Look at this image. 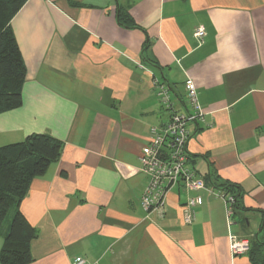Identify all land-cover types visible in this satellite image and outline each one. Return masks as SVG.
Returning <instances> with one entry per match:
<instances>
[{
    "label": "crops",
    "instance_id": "obj_1",
    "mask_svg": "<svg viewBox=\"0 0 264 264\" xmlns=\"http://www.w3.org/2000/svg\"><path fill=\"white\" fill-rule=\"evenodd\" d=\"M11 28L25 78L21 105L0 113V147L34 133L62 142L19 203L36 231L26 264H253L229 234L252 244L264 224V0H26ZM186 80L205 113L188 126L186 164L208 188L178 182L145 211L141 148L171 112L157 83L185 112ZM217 188L235 191L253 233Z\"/></svg>",
    "mask_w": 264,
    "mask_h": 264
},
{
    "label": "trees",
    "instance_id": "obj_2",
    "mask_svg": "<svg viewBox=\"0 0 264 264\" xmlns=\"http://www.w3.org/2000/svg\"><path fill=\"white\" fill-rule=\"evenodd\" d=\"M25 1L0 0V113L15 109L22 103L25 64L11 28V19ZM118 19L121 23L132 25L123 10L119 11ZM61 149L62 142L46 133L30 134L23 141L0 147L1 264H26L30 261L29 243L36 231L21 213L19 203L30 181L42 175L58 159ZM219 190L233 196V214L241 218L246 208L239 206L235 191L231 193L227 188ZM9 216L8 228L4 230V222ZM261 226L263 230L264 224ZM261 245H264V241L257 236L252 244L249 240L246 253H250L253 264H264Z\"/></svg>",
    "mask_w": 264,
    "mask_h": 264
},
{
    "label": "built area",
    "instance_id": "obj_3",
    "mask_svg": "<svg viewBox=\"0 0 264 264\" xmlns=\"http://www.w3.org/2000/svg\"><path fill=\"white\" fill-rule=\"evenodd\" d=\"M205 30L198 26L194 36L202 42ZM157 95L161 104L170 110V115L161 126H152L149 129V141L141 148V169L147 177L140 205L145 211L159 210L163 207L167 191L180 182L184 188L191 190L206 189L205 181L196 172L187 166L188 153L186 145L191 130L189 124L204 122V111L198 101L195 84L191 80L184 82L185 98L188 109L178 112L171 108L168 87L157 83ZM215 194L223 198L227 215L233 213L234 198L232 195L214 189ZM202 202L199 196L189 197L185 206V221L191 220V209ZM229 248L233 255L244 254L249 249V239L245 236L229 234ZM71 264H86L79 256Z\"/></svg>",
    "mask_w": 264,
    "mask_h": 264
},
{
    "label": "water",
    "instance_id": "obj_4",
    "mask_svg": "<svg viewBox=\"0 0 264 264\" xmlns=\"http://www.w3.org/2000/svg\"><path fill=\"white\" fill-rule=\"evenodd\" d=\"M241 218L245 222V231H247L249 233H253V229L250 227V224H249V217L244 216V214H242ZM261 231H262V226L260 227L259 231L254 233V235L257 236Z\"/></svg>",
    "mask_w": 264,
    "mask_h": 264
},
{
    "label": "rangeland",
    "instance_id": "obj_5",
    "mask_svg": "<svg viewBox=\"0 0 264 264\" xmlns=\"http://www.w3.org/2000/svg\"><path fill=\"white\" fill-rule=\"evenodd\" d=\"M10 221V216L6 219L5 223H8Z\"/></svg>",
    "mask_w": 264,
    "mask_h": 264
}]
</instances>
